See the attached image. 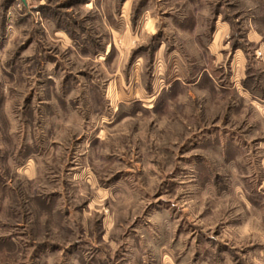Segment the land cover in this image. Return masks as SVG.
<instances>
[{
  "label": "rangeland",
  "instance_id": "obj_1",
  "mask_svg": "<svg viewBox=\"0 0 264 264\" xmlns=\"http://www.w3.org/2000/svg\"><path fill=\"white\" fill-rule=\"evenodd\" d=\"M216 20L244 43L264 0H0V264H264V124L202 70Z\"/></svg>",
  "mask_w": 264,
  "mask_h": 264
},
{
  "label": "crops",
  "instance_id": "obj_2",
  "mask_svg": "<svg viewBox=\"0 0 264 264\" xmlns=\"http://www.w3.org/2000/svg\"><path fill=\"white\" fill-rule=\"evenodd\" d=\"M211 37L208 51L213 59L202 70L212 71L214 67L228 73V79L226 76L221 77V73L217 76L219 81L213 82L216 84L211 85L213 90L232 94L244 104L249 103L258 111L260 121L264 124V34L255 25H250L244 36L246 49L233 47L230 24L216 20ZM225 55L226 65L223 66L221 62ZM219 70L216 71L220 72Z\"/></svg>",
  "mask_w": 264,
  "mask_h": 264
},
{
  "label": "trees",
  "instance_id": "obj_3",
  "mask_svg": "<svg viewBox=\"0 0 264 264\" xmlns=\"http://www.w3.org/2000/svg\"><path fill=\"white\" fill-rule=\"evenodd\" d=\"M233 47H243L244 49H246V46H245V44L244 43H240V41L239 42H235L234 41V43H233V45H232Z\"/></svg>",
  "mask_w": 264,
  "mask_h": 264
},
{
  "label": "water",
  "instance_id": "obj_4",
  "mask_svg": "<svg viewBox=\"0 0 264 264\" xmlns=\"http://www.w3.org/2000/svg\"><path fill=\"white\" fill-rule=\"evenodd\" d=\"M25 4V0H21Z\"/></svg>",
  "mask_w": 264,
  "mask_h": 264
}]
</instances>
